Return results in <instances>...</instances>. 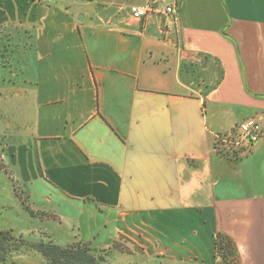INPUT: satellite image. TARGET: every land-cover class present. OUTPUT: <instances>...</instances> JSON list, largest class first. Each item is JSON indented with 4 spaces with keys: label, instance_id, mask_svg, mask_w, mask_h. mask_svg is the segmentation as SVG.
I'll use <instances>...</instances> for the list:
<instances>
[{
    "label": "crops",
    "instance_id": "0c3cea01",
    "mask_svg": "<svg viewBox=\"0 0 264 264\" xmlns=\"http://www.w3.org/2000/svg\"><path fill=\"white\" fill-rule=\"evenodd\" d=\"M0 99V173L56 241L218 264L223 232L264 264V0H0Z\"/></svg>",
    "mask_w": 264,
    "mask_h": 264
},
{
    "label": "rangeland",
    "instance_id": "374dc122",
    "mask_svg": "<svg viewBox=\"0 0 264 264\" xmlns=\"http://www.w3.org/2000/svg\"><path fill=\"white\" fill-rule=\"evenodd\" d=\"M4 58V57H3ZM9 120V110L8 107L0 99V130L6 129L7 121ZM2 153V144L0 142V157ZM15 185V187H14ZM20 197L23 200L20 199ZM28 200L27 193H24L22 186L19 182L15 180V184L12 178L0 173V204L5 205L6 208H0V223L1 225H11L9 228H2L0 230L11 229L17 236H22L26 243H20L18 249L14 251L10 256L8 261L10 263L17 264H51L48 259H46L41 253H39L32 243L34 242H53L61 245H68L71 243H61L56 241V237H67L71 236L74 232L62 225L57 226L53 221H48V219H41L40 217H34L33 211L25 203ZM6 203V204H3ZM24 205V206H23ZM34 205H36L34 203ZM30 213L31 222L27 223L26 217L22 215V211ZM33 214V215H32ZM14 228V225H18ZM3 227V226H1ZM31 232H29V230ZM25 232L26 234H24ZM75 233V232H74ZM56 239V240H55ZM73 240V239H72ZM73 243H81L84 247H88L94 252L99 258L101 264H166V261L162 258L152 259L149 263L147 260L142 261V259H133L129 256L119 255L120 248L119 243H114L109 247H102L94 243L83 242L82 240L74 241Z\"/></svg>",
    "mask_w": 264,
    "mask_h": 264
},
{
    "label": "trees",
    "instance_id": "16d2710c",
    "mask_svg": "<svg viewBox=\"0 0 264 264\" xmlns=\"http://www.w3.org/2000/svg\"><path fill=\"white\" fill-rule=\"evenodd\" d=\"M0 166L3 164L0 161ZM20 243H26L22 236H17L11 229L0 230V264H17L8 261L9 256L18 249ZM33 247L51 264H101L99 258L87 246L81 243L68 245L53 242H34ZM215 249L218 264H241L240 255L233 239L223 233L215 235Z\"/></svg>",
    "mask_w": 264,
    "mask_h": 264
},
{
    "label": "built area",
    "instance_id": "2783aa9c",
    "mask_svg": "<svg viewBox=\"0 0 264 264\" xmlns=\"http://www.w3.org/2000/svg\"><path fill=\"white\" fill-rule=\"evenodd\" d=\"M174 8L172 6L167 7L168 12H173ZM149 11L148 6L133 5L131 7V12L135 18H142L147 15ZM240 137L239 139L256 141L260 137L261 125L255 120H248L240 123L239 125ZM223 141H227V149H231V138H224Z\"/></svg>",
    "mask_w": 264,
    "mask_h": 264
}]
</instances>
